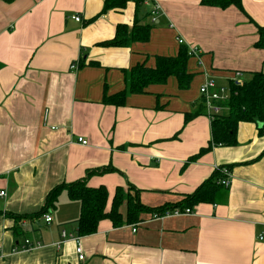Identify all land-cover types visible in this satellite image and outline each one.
Here are the masks:
<instances>
[{
	"label": "crops",
	"instance_id": "obj_1",
	"mask_svg": "<svg viewBox=\"0 0 264 264\" xmlns=\"http://www.w3.org/2000/svg\"><path fill=\"white\" fill-rule=\"evenodd\" d=\"M241 1L246 15L200 0H131L103 12L104 0H0V189L7 192L0 198V264H264L260 126L241 122L235 145L214 147L184 166L211 139L198 92L206 75L227 85L237 70L264 72V49L254 46L264 0ZM135 19L151 25L148 41L104 45L118 24ZM177 38L203 51L201 68L193 57L187 61V89L169 76L127 93L122 105L106 101L126 87L132 67L175 56L183 47ZM108 165L113 169L87 179L106 187L105 210L116 187L127 192L128 183L149 210L129 223L121 204L122 224L104 218L95 233L79 237V260L75 242L61 237L62 230L77 232L78 200L62 190L45 212L49 223L30 216L54 186ZM215 165L229 167L231 181L213 201L192 206V214L151 218L154 208L178 206ZM26 239L34 247L20 250Z\"/></svg>",
	"mask_w": 264,
	"mask_h": 264
},
{
	"label": "trees",
	"instance_id": "obj_2",
	"mask_svg": "<svg viewBox=\"0 0 264 264\" xmlns=\"http://www.w3.org/2000/svg\"><path fill=\"white\" fill-rule=\"evenodd\" d=\"M128 1L131 0H104L103 11L121 10L125 8ZM138 3L139 0H132ZM201 5L213 6L225 9L229 6H235L246 15L241 0H200ZM250 19V17L248 16ZM258 38L254 42V46L264 49V25H256ZM151 25L148 23H140L135 19L131 26L126 24H118L116 26L114 37L104 42V45L120 46L132 42H146L150 38ZM183 46V45H182ZM190 55L185 46L179 49L175 56H156L155 65L148 67L144 64H138L132 67L126 74V87L118 94L107 97L106 101L115 105H122L127 93H142L151 84L164 83L169 76L177 79L180 89H187L192 81L193 74L187 70V61ZM1 67V64H0ZM249 77L242 80L240 84L228 82L231 88V95L223 106L227 107V111L211 121V139L207 145L201 148L197 153L189 156L184 166L194 161L203 153L212 150L214 147L233 146L237 143V128L241 122L256 123L259 127L258 132L264 133V72H249ZM201 109L204 113L203 104L200 102ZM188 117L186 119L188 120ZM110 165L95 170L87 171L86 175L77 181L71 183H61L50 189L46 195L44 206L37 214L30 217H36L46 212L47 209L54 207L59 193L66 190L68 195L79 201L80 213L76 219L78 236H85L95 233L100 220L109 218L114 225L123 223L119 207L123 203H127L126 221L133 223L138 220V215L143 210H149L138 200L137 194L139 190L131 183H128V191H123L121 186H117L113 196L111 207L105 210L107 202V189L104 185L91 187L87 185V179L93 172L102 173L111 170ZM220 173L213 171V175L202 182L192 193L178 204L180 207H190L201 203L211 202L214 200L218 192L225 188L216 183L220 177ZM135 191L134 198L130 197L129 190ZM174 206H164L160 208H172ZM156 209V208H154ZM13 216L15 219L19 217L29 216Z\"/></svg>",
	"mask_w": 264,
	"mask_h": 264
},
{
	"label": "built area",
	"instance_id": "obj_3",
	"mask_svg": "<svg viewBox=\"0 0 264 264\" xmlns=\"http://www.w3.org/2000/svg\"><path fill=\"white\" fill-rule=\"evenodd\" d=\"M157 11V7L154 5L153 12ZM72 18L76 21H80V17L78 15L72 16ZM177 42L182 45L184 44V40L182 38H177ZM187 52L190 55V57H193L196 59L197 67L201 68L203 66L202 61V54L203 51L196 48L195 46H187ZM77 62L71 63V68H76ZM232 81L235 84H240L242 82V73L240 71H235L230 78L229 82ZM200 102L203 104L204 114L209 118V120H214L219 115L225 113L224 111H227V107L224 105L223 102H226L230 95H231V88L229 85H218L214 79L208 75H206L205 80L200 83L198 87ZM77 140L81 142L82 144H87V140L83 137H78ZM214 171H217L220 173V177L216 180L217 184L222 185L223 187L227 188L230 185L231 181V171L229 167L226 166H220L215 165L213 168ZM7 195L6 190L0 189V198H4ZM262 198L264 199V192L262 195ZM193 208L190 207H180V206H174L172 208H163L162 210L160 208H156L153 210L151 214L152 219H161L168 216H178V215H186V214H192ZM42 218L45 222L49 223L52 219L51 215L49 213H43ZM134 231V229H133ZM61 237L64 240V238L68 237L69 239H72L75 242V252L77 253V257L79 260H82L84 258L83 249L79 240L78 235L76 234H69L67 235L64 230L61 232ZM259 239L264 238V233L259 234ZM62 240V241H63ZM58 245V244H57ZM34 245L26 239L25 242L20 246V250H27L33 248Z\"/></svg>",
	"mask_w": 264,
	"mask_h": 264
},
{
	"label": "rangeland",
	"instance_id": "obj_4",
	"mask_svg": "<svg viewBox=\"0 0 264 264\" xmlns=\"http://www.w3.org/2000/svg\"><path fill=\"white\" fill-rule=\"evenodd\" d=\"M249 74L247 73L246 75H242V80H244L245 78H248Z\"/></svg>",
	"mask_w": 264,
	"mask_h": 264
},
{
	"label": "water",
	"instance_id": "obj_5",
	"mask_svg": "<svg viewBox=\"0 0 264 264\" xmlns=\"http://www.w3.org/2000/svg\"><path fill=\"white\" fill-rule=\"evenodd\" d=\"M260 126V125H259Z\"/></svg>",
	"mask_w": 264,
	"mask_h": 264
}]
</instances>
